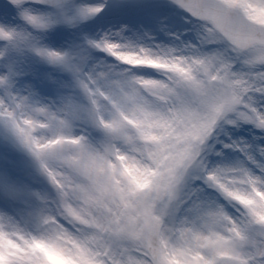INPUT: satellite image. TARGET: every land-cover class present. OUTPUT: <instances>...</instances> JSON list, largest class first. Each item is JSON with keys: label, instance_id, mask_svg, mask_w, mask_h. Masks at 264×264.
Listing matches in <instances>:
<instances>
[{"label": "snow or ice", "instance_id": "1", "mask_svg": "<svg viewBox=\"0 0 264 264\" xmlns=\"http://www.w3.org/2000/svg\"><path fill=\"white\" fill-rule=\"evenodd\" d=\"M172 2L197 22V43L166 50L157 45L159 51L133 47L120 42L128 39L126 32L135 34L128 24L87 41L125 65L154 68L165 79L89 66L86 56L50 49L40 35L0 26V38L16 47L26 44L70 71L89 102L83 109L68 103L52 111L30 103L36 95L31 87L28 96L12 92L18 73L11 68L0 75L6 89L0 119L56 187L55 210L42 223L63 230L76 264H264V0ZM8 3L41 32L59 23L75 26L105 8L65 0ZM33 3L54 4L58 11L33 14ZM114 6L143 10L148 4L114 0ZM81 112L109 134L102 146H94L86 130L74 131ZM244 125L260 135L220 139L226 126ZM44 129L53 134L40 135ZM213 140L245 159L210 167ZM204 186L222 193L239 215L209 205ZM6 196L20 200L23 192L13 187ZM169 216L180 218L169 224ZM8 227L22 232L13 217L0 216V264H46L34 243L10 240Z\"/></svg>", "mask_w": 264, "mask_h": 264}, {"label": "rangeland", "instance_id": "2", "mask_svg": "<svg viewBox=\"0 0 264 264\" xmlns=\"http://www.w3.org/2000/svg\"><path fill=\"white\" fill-rule=\"evenodd\" d=\"M105 4L104 10L88 20L73 26L59 23L46 31H39L29 25L13 8L8 0H0V26L13 29L17 32L28 31L40 35L42 43L50 49L68 53L73 56L84 55L89 66L104 64L115 66L117 71L128 70L131 73L146 78L165 79L162 72L147 66H128L119 62L115 57L101 49L90 48L89 39H99L110 30L118 31L120 26L128 24L135 30L128 31L127 40L121 43L131 44L133 47H146L159 51L157 45L165 50L169 47L183 48L185 44L197 43V33L200 30L195 19L172 4L155 3L146 0L148 7L143 10H118L114 0H75L70 4ZM33 14L44 15L58 9L31 4ZM215 47V46H210ZM12 69L18 75L12 77V92L20 96H28L29 88L36 93L30 97V103L37 102L49 105L52 111H59L66 104L72 103L81 109L88 106V99L83 91L75 86L73 74L62 65L52 64L42 59L26 44L19 47L12 42L0 38V75ZM6 96V89L0 85V98ZM63 115V113H60ZM74 131H87L90 142L100 147L110 137L102 128L92 125L81 112L80 118L73 121ZM226 133H220V139L230 142L228 135L233 139L246 138L251 140L253 135H260L259 130L251 125L239 128L226 126ZM51 129H44L40 135L51 136ZM214 150L208 156L210 167L216 165L235 166L245 158L242 153L223 148L222 144L211 141ZM222 152V155L219 154ZM251 166V165H249ZM17 188L23 192L20 200H10L6 193L10 188ZM57 198L56 187L44 171L40 160L28 149L15 131L3 119H0V216L13 217L18 226L36 233L46 228L42 223L43 215L52 214V201ZM203 199L209 205H223L230 213L239 215L222 193L214 188L204 186ZM180 217L169 216V224L178 222Z\"/></svg>", "mask_w": 264, "mask_h": 264}, {"label": "clouds", "instance_id": "3", "mask_svg": "<svg viewBox=\"0 0 264 264\" xmlns=\"http://www.w3.org/2000/svg\"><path fill=\"white\" fill-rule=\"evenodd\" d=\"M144 163L150 161L144 160ZM22 232L17 235L11 227L6 228L10 233L9 239L23 244L25 241L34 243L36 248L43 252L46 257V264H76L72 257L73 245L69 240L62 238L63 230L54 224L46 225L40 232H30L23 228ZM35 238V239H33Z\"/></svg>", "mask_w": 264, "mask_h": 264}]
</instances>
